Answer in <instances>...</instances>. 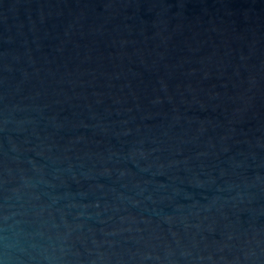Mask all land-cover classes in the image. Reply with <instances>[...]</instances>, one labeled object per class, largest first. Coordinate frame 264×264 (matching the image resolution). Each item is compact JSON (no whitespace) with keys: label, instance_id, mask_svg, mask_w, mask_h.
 <instances>
[{"label":"water","instance_id":"obj_1","mask_svg":"<svg viewBox=\"0 0 264 264\" xmlns=\"http://www.w3.org/2000/svg\"><path fill=\"white\" fill-rule=\"evenodd\" d=\"M0 264H264V0H0Z\"/></svg>","mask_w":264,"mask_h":264}]
</instances>
